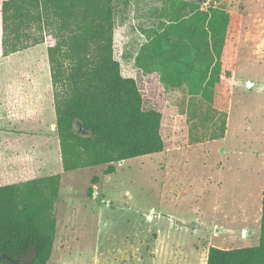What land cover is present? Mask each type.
Instances as JSON below:
<instances>
[{
  "label": "rangeland",
  "instance_id": "rangeland-1",
  "mask_svg": "<svg viewBox=\"0 0 264 264\" xmlns=\"http://www.w3.org/2000/svg\"><path fill=\"white\" fill-rule=\"evenodd\" d=\"M204 2L241 14L224 136L211 139L220 119L208 120L207 102L201 95L190 94L185 84L166 87L157 72L145 73L137 65L153 29L167 19L166 2L114 0L115 57L123 74L139 81L145 108L162 111L166 147L118 162L109 174L103 164L65 172L57 153L49 150V165L35 174H61L57 237L48 264H207L210 246L259 244L264 188V0ZM51 42L53 38L47 36L29 51L0 55V95H45L52 84L46 52ZM47 94L39 97L46 124L40 136L53 132L56 121L53 92L52 101ZM9 129L18 132L17 127ZM14 135L0 132L1 156L11 151L4 142ZM43 142L39 140V160L53 146ZM95 176L98 180L93 183ZM89 187L94 188L91 195Z\"/></svg>",
  "mask_w": 264,
  "mask_h": 264
},
{
  "label": "trees",
  "instance_id": "trees-1",
  "mask_svg": "<svg viewBox=\"0 0 264 264\" xmlns=\"http://www.w3.org/2000/svg\"><path fill=\"white\" fill-rule=\"evenodd\" d=\"M164 1L167 19L153 29L137 65L157 72L166 87L185 84L201 95L208 120L220 119L211 139L223 137L241 14L204 0ZM115 27L114 0H0L3 56L53 38L46 52L65 172L103 164L109 174L118 162L165 150L163 113L145 108L139 81L123 74ZM60 188V173L0 185V264L49 263ZM207 264H264V188L259 244L210 246Z\"/></svg>",
  "mask_w": 264,
  "mask_h": 264
},
{
  "label": "crops",
  "instance_id": "crops-1",
  "mask_svg": "<svg viewBox=\"0 0 264 264\" xmlns=\"http://www.w3.org/2000/svg\"><path fill=\"white\" fill-rule=\"evenodd\" d=\"M30 48L31 47L23 51H29ZM0 55H2L1 45ZM47 91L49 92V99L52 101V84ZM47 91H45V95L39 94L40 92L35 95L22 93L0 95V132H13L16 134L12 136L11 139L4 142L5 148L11 151L5 152L4 156L0 155V183L20 182L37 177L35 174L39 167L44 166V164L49 165V150H53L57 153L59 167L62 169L60 146L55 131V122L52 128L54 130L53 132L50 129V134L45 135V133L43 136L38 135L39 131H43L46 126L42 118L44 108L43 100L39 97H48ZM51 107L53 108L52 104ZM39 120L41 123H39ZM11 125L17 127L18 132L15 133L9 129L12 127ZM39 140L49 142V144L53 143L52 147L49 145L47 153L42 156L43 159L41 160L38 159ZM43 146H45V144ZM54 173H59V171L47 173L45 175Z\"/></svg>",
  "mask_w": 264,
  "mask_h": 264
}]
</instances>
